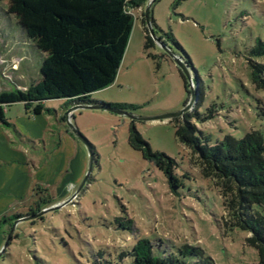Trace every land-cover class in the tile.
<instances>
[{
    "label": "rangeland",
    "instance_id": "obj_1",
    "mask_svg": "<svg viewBox=\"0 0 264 264\" xmlns=\"http://www.w3.org/2000/svg\"><path fill=\"white\" fill-rule=\"evenodd\" d=\"M146 6L133 11L134 28L116 81L90 99L135 108L123 113L104 108L73 112L72 125L87 145L67 122L65 127L74 137V146L80 143L86 151L87 166L92 155L88 182L79 192L81 183L73 190L63 208L42 219L22 220L0 264H95L105 260L125 264L122 254L139 239L152 241L158 253L166 256L188 245L202 249L214 264H259L257 250L246 241L249 235L224 225L219 188L203 177L197 158L177 141L172 120L133 117L176 113L190 101L188 80L186 87L173 53L192 63L203 93L198 112L208 118L194 123L211 145L226 136L242 139L254 130L264 132V91L252 83L249 64L252 47L258 39L264 40V0H154L155 37L170 53L155 40V46L146 49ZM45 57L16 16L9 14L8 2H0V93L27 90L37 83ZM45 104L47 109L60 111L65 103L50 100ZM18 111L22 108L12 107L6 119L14 121ZM50 118L56 125L58 118ZM132 127L152 151L177 162L176 175H188L178 193L171 191L154 163L130 146ZM61 131L52 137L58 139ZM52 137L45 140L47 150L54 147ZM44 150L41 144L31 158L44 159L48 155ZM78 155L76 151L75 159ZM73 162L68 167L75 175L78 167ZM27 212L23 208L19 214ZM5 240L6 236L0 252Z\"/></svg>",
    "mask_w": 264,
    "mask_h": 264
},
{
    "label": "trees",
    "instance_id": "obj_2",
    "mask_svg": "<svg viewBox=\"0 0 264 264\" xmlns=\"http://www.w3.org/2000/svg\"><path fill=\"white\" fill-rule=\"evenodd\" d=\"M4 1L8 2L9 14L16 16L27 37L46 57L37 83L27 90L0 93V128H13L6 113L16 104H23L26 114L33 117L55 115L56 110L46 108L45 102L50 100H63V112L81 106L123 112L135 108L90 99L92 94L116 81L134 28L133 11L149 0H0ZM143 22L146 24L145 18ZM152 23L155 28L153 20ZM146 32L145 47L153 48L155 44L147 27ZM172 43L181 49L178 43ZM250 54L252 83L264 91V40L258 39ZM182 58L192 72L191 61ZM180 73L188 87L186 77ZM202 96L198 89L192 112L172 120L177 141L197 158L203 177L211 179L219 188L225 211L224 225L246 232L248 245L257 250L259 264H264V132L254 130L242 139L226 136L211 145L210 138L194 123L208 119L198 112ZM129 144L145 160L154 163L167 178L171 191L178 193L188 175H176L177 162L166 154L152 151L135 127L130 130ZM40 192L26 214L0 219V235L7 236L16 221L56 204L45 191ZM157 247L148 239H139L131 250L122 254L121 260L127 259L125 264H214L197 247L185 245L178 253L167 256L158 253ZM95 264L116 263L105 260Z\"/></svg>",
    "mask_w": 264,
    "mask_h": 264
},
{
    "label": "crops",
    "instance_id": "obj_3",
    "mask_svg": "<svg viewBox=\"0 0 264 264\" xmlns=\"http://www.w3.org/2000/svg\"><path fill=\"white\" fill-rule=\"evenodd\" d=\"M19 106L14 121L8 119L13 128H0V219L17 215L22 209H28L36 202L38 192L50 195L57 203H63L83 181L87 171L88 157L82 144L76 148L74 137L67 130V116L61 109L54 115L56 125L50 115L29 116L23 104ZM9 110L7 112H9ZM71 123L75 120L71 114ZM57 138L52 137L56 131ZM54 138V147L47 150L45 140ZM43 145L47 157L35 161L31 157ZM79 151L78 158L75 153ZM74 161L75 175L69 171L68 163ZM43 190V191H42ZM3 235H0V245Z\"/></svg>",
    "mask_w": 264,
    "mask_h": 264
},
{
    "label": "water",
    "instance_id": "obj_4",
    "mask_svg": "<svg viewBox=\"0 0 264 264\" xmlns=\"http://www.w3.org/2000/svg\"><path fill=\"white\" fill-rule=\"evenodd\" d=\"M154 2V0H149L147 2V6L145 7V13H144V18H145V22H146V26L147 29L149 31L150 36L153 38V40H155L159 45H161L162 49L168 53H170V51L166 48V46L164 44L161 43V41L157 40L155 37V33H154V27H153V23H152V17H151V5ZM170 55L173 57V59L175 60L176 64L178 65L179 69L183 72V74L185 75V77L188 80L189 83V87H190V101L188 102V104L179 112L176 113H170V114H164L161 116H156V117H149V118H144V117H133V119L135 120H140V121H167V120H173L176 118H181L183 117L185 114L189 113L196 102L197 96H198V83L195 80L194 75L192 74V72L190 71L187 63L185 62V60L180 57V56H176L173 53H170ZM79 109H101L100 107H93V106H81V107H74L71 108L67 113V124L68 126L73 130V133L78 137V139H80V141H82L84 144L87 145L86 140L84 139V137L79 133V131L72 125L69 115L72 114L73 112H75L76 110ZM118 111V110H116ZM123 113V111H120ZM92 170V155L90 157V161H89V165L87 166V171L85 174V177L83 179V181L80 184V187L78 189L77 192H79L81 189H83V187L86 185V183L88 182V178L89 175L91 173ZM77 196V194H75L73 196L72 199H74ZM68 202L65 203H59L50 207H47L43 210H41L39 213H37L36 215L30 217V218H26V219H38L41 218L42 216H44L46 213L49 212H53L56 210H59L61 208H63ZM25 220V219H23ZM22 220L16 221L13 225V227L11 228L10 232L8 233V235L6 236V240L3 244V247L1 249L0 252V258L4 255V253L7 252L12 240H13V236L14 233L16 231L17 225L21 222Z\"/></svg>",
    "mask_w": 264,
    "mask_h": 264
}]
</instances>
